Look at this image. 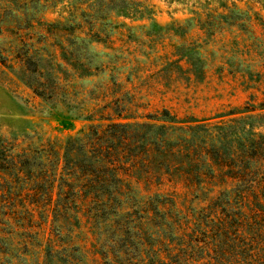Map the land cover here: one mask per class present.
<instances>
[{"label": "trees", "instance_id": "obj_1", "mask_svg": "<svg viewBox=\"0 0 264 264\" xmlns=\"http://www.w3.org/2000/svg\"><path fill=\"white\" fill-rule=\"evenodd\" d=\"M95 2L104 8L0 0V31L21 7ZM253 99L202 118L163 109L152 122L121 121L131 116L106 102L59 145L4 147L0 264H264V100Z\"/></svg>", "mask_w": 264, "mask_h": 264}, {"label": "rangeland", "instance_id": "obj_2", "mask_svg": "<svg viewBox=\"0 0 264 264\" xmlns=\"http://www.w3.org/2000/svg\"><path fill=\"white\" fill-rule=\"evenodd\" d=\"M102 1L28 5L2 23L0 152L59 145L106 102L131 116L121 121L152 122L163 109L202 118L264 100V0ZM16 244L2 243L10 255Z\"/></svg>", "mask_w": 264, "mask_h": 264}]
</instances>
